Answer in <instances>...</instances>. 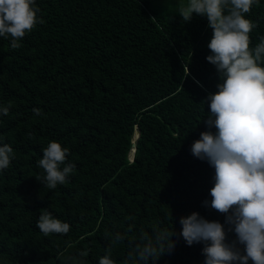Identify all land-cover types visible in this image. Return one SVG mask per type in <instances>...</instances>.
I'll return each mask as SVG.
<instances>
[{
    "label": "trees",
    "instance_id": "1",
    "mask_svg": "<svg viewBox=\"0 0 264 264\" xmlns=\"http://www.w3.org/2000/svg\"><path fill=\"white\" fill-rule=\"evenodd\" d=\"M35 2L39 22L19 47L0 37V106L8 107L0 141L13 150L0 170V264H98L106 233L130 223L111 249L117 264L133 244L173 229L175 247L149 264H203V245L185 244L179 218L198 211L224 220L203 204L214 169L190 152L209 130L205 98L219 82L205 59L206 19L159 14L151 0ZM244 15L255 25L253 47L264 37V0ZM50 140L68 147L64 163L75 166L54 189L37 165ZM42 210L66 221L68 233H41Z\"/></svg>",
    "mask_w": 264,
    "mask_h": 264
},
{
    "label": "clouds",
    "instance_id": "2",
    "mask_svg": "<svg viewBox=\"0 0 264 264\" xmlns=\"http://www.w3.org/2000/svg\"><path fill=\"white\" fill-rule=\"evenodd\" d=\"M171 2L182 20L200 16L212 30L205 59L215 67L219 82L205 98L209 111L204 123L209 130L200 132L190 152L214 169L208 190L211 199L203 204L224 214L223 222L207 219L198 211L182 215L179 236L188 246L203 245V264H264V37L249 46V32L255 25L244 15L256 0ZM38 12L35 0H0V37H11L10 47H19V38L39 22ZM7 112L8 107L0 106V115ZM33 112L38 114L39 109ZM68 152V147L55 140L42 149L37 165L49 189L64 184L74 170V164L64 163ZM12 157L11 146L0 141V170L9 166ZM36 228L47 236L66 234L70 225L42 210ZM132 231L130 223L122 231L106 233L110 243L98 264H117L111 249ZM229 233L234 234L231 240ZM174 235L175 229L164 230L155 242L133 244L120 264L154 262L175 247ZM87 255V250L79 252L81 257Z\"/></svg>",
    "mask_w": 264,
    "mask_h": 264
},
{
    "label": "rangeland",
    "instance_id": "3",
    "mask_svg": "<svg viewBox=\"0 0 264 264\" xmlns=\"http://www.w3.org/2000/svg\"><path fill=\"white\" fill-rule=\"evenodd\" d=\"M151 10L164 15L176 13L175 6L171 0H151ZM137 131H135L133 142H136L137 139L135 141L134 139L137 134L139 135V131L138 133Z\"/></svg>",
    "mask_w": 264,
    "mask_h": 264
},
{
    "label": "bare ground",
    "instance_id": "4",
    "mask_svg": "<svg viewBox=\"0 0 264 264\" xmlns=\"http://www.w3.org/2000/svg\"><path fill=\"white\" fill-rule=\"evenodd\" d=\"M138 129H136V131H137ZM137 133H138V131H137ZM138 138V134H137V136H136V138L134 139V141L136 140ZM134 152H135V149L133 148L132 150H131V152H130V158H131V160L134 158Z\"/></svg>",
    "mask_w": 264,
    "mask_h": 264
},
{
    "label": "water",
    "instance_id": "5",
    "mask_svg": "<svg viewBox=\"0 0 264 264\" xmlns=\"http://www.w3.org/2000/svg\"><path fill=\"white\" fill-rule=\"evenodd\" d=\"M135 144H136V142L133 143L134 147H135Z\"/></svg>",
    "mask_w": 264,
    "mask_h": 264
}]
</instances>
